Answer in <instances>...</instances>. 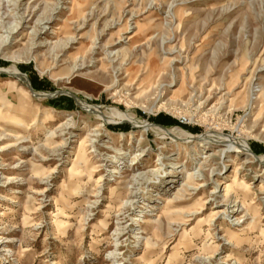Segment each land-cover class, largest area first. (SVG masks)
<instances>
[{"label":"rangeland","instance_id":"374dc122","mask_svg":"<svg viewBox=\"0 0 264 264\" xmlns=\"http://www.w3.org/2000/svg\"><path fill=\"white\" fill-rule=\"evenodd\" d=\"M0 114V264H264V0H0Z\"/></svg>","mask_w":264,"mask_h":264},{"label":"bare ground","instance_id":"6f19581e","mask_svg":"<svg viewBox=\"0 0 264 264\" xmlns=\"http://www.w3.org/2000/svg\"><path fill=\"white\" fill-rule=\"evenodd\" d=\"M59 33H60L59 31H56V33H55L56 34V36H55L56 39L59 37ZM52 42H54V41H51L50 43H52ZM7 70L9 71V73H11V74L15 75L16 77L20 78V80L23 79L24 81H26L27 87L31 89V86H30V83H29L27 77L25 75H23L18 69H16L15 67H10V68H7ZM32 91L34 92V90H32ZM34 93L36 95H39V96L44 95V94H40V92L39 93L34 92ZM113 114L117 115V116L119 115L120 118L130 119L124 113H120V112L114 113V111H113ZM142 126L147 127V128L155 127V126H153V125H151L150 123H147V122L145 124H143ZM161 129L165 132L166 135L171 136L174 139L179 140V141H183V142H193V141L198 140V139L202 140V141H206L207 139H212L211 135H207V134L206 135H202V136H196V135L188 134L185 131L178 132V131H175V130H172V129H169V128H162V127H161ZM218 141H220V140H218ZM222 141L225 142V144L228 145V147H227L228 149H232L234 147H241V148L245 149L246 151H249L252 154V149L250 147V144L245 142V141H240V140H237V138H232V137H223ZM115 162H117V161H115ZM191 175H192V173H187V177L190 178ZM171 182H173V180H171ZM189 183H190V180H189ZM72 184H73V182L69 186H67V190H71V191L73 190L72 189ZM231 187H232V185L229 182H226L224 190L225 191H230ZM146 227L148 229L150 227H153V224L151 223V221H148L146 223ZM199 232H201V229H199ZM58 263L59 262L57 260H55L54 264H58Z\"/></svg>","mask_w":264,"mask_h":264},{"label":"water","instance_id":"95a60500","mask_svg":"<svg viewBox=\"0 0 264 264\" xmlns=\"http://www.w3.org/2000/svg\"><path fill=\"white\" fill-rule=\"evenodd\" d=\"M32 90H34V89L32 88Z\"/></svg>","mask_w":264,"mask_h":264}]
</instances>
